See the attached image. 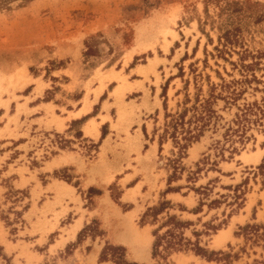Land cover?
Returning <instances> with one entry per match:
<instances>
[{"label": "rangeland", "instance_id": "1", "mask_svg": "<svg viewBox=\"0 0 264 264\" xmlns=\"http://www.w3.org/2000/svg\"><path fill=\"white\" fill-rule=\"evenodd\" d=\"M206 102L215 117L182 153L165 138L166 114L189 120ZM255 103L264 0H0V264H114L100 260L108 246L137 264H264V119L243 138L227 132ZM80 107L91 112L74 133L49 129ZM91 118L95 142L79 131ZM93 124L85 134L96 138ZM20 153L38 178L24 189L2 176ZM67 159L80 173H49ZM70 203L79 208L66 215ZM161 226L178 245L154 257Z\"/></svg>", "mask_w": 264, "mask_h": 264}, {"label": "trees", "instance_id": "2", "mask_svg": "<svg viewBox=\"0 0 264 264\" xmlns=\"http://www.w3.org/2000/svg\"><path fill=\"white\" fill-rule=\"evenodd\" d=\"M263 108L264 105L260 106L258 103L244 106V108L240 110V113L236 115L235 120L232 122L234 126L227 129V132H232L230 135L232 136L231 138L237 136L240 132L241 138H243L246 128H248V125L252 123L263 126V122L261 123L262 119H264ZM192 110L193 113L189 120H187V114L190 112L188 110H185L183 113L176 116L166 114L165 138L170 136L169 138L173 140L174 144L182 153H185L189 146L202 138L205 129L209 127V125L212 123V119L215 117V112L212 110L210 102H206L205 104L200 106H198L197 104L192 108ZM253 115L260 118L252 120L251 116ZM169 119L171 120L169 121ZM235 150L236 148H234V151ZM258 170L260 171L261 175L264 176V162L258 168ZM172 190L173 189H169V191ZM164 205H169V203H163L160 209L154 210V216H157L158 212H161V210L164 208ZM163 227L164 226H161L154 233L156 237V241L153 246L154 257L159 254V250L163 247V245H165V251L174 250L178 245L177 235L174 229L171 228L163 236L159 235V232ZM125 252L126 250L123 247L108 246L103 250L100 260L102 262L112 260L114 264H137L129 262L126 259ZM196 253L203 256L205 255V253H207V251L198 246L196 249Z\"/></svg>", "mask_w": 264, "mask_h": 264}, {"label": "crops", "instance_id": "3", "mask_svg": "<svg viewBox=\"0 0 264 264\" xmlns=\"http://www.w3.org/2000/svg\"><path fill=\"white\" fill-rule=\"evenodd\" d=\"M95 106V104L92 105V108ZM50 109L53 110V112H57V109H58V106L56 105H49ZM83 107H80V108H77L75 109L74 111L72 110H69L66 112V114H64L63 116H58L56 114V118L54 117L53 118V122L50 124V128L51 130H53L54 132H57V133H65V134H68L70 135V133H74V131L72 132L71 129V125L74 123V122H78L80 120H82L85 116L88 115V113H90L91 111H87V112H83ZM41 113V112H40ZM37 114V113H36ZM42 114V113H41ZM43 116V115H41ZM43 117H38L36 120H34L36 123L38 121H40V119H42ZM45 120H42L40 121L39 123L40 124H44ZM93 123H97L98 126H96V129L94 131V135L96 138L94 137H91L89 135H86V131H90L91 128H93ZM42 129H46V126L45 124L41 127ZM79 131L80 132H83L84 133V137H87V139H93L92 141H98L101 136H102V126L100 125L99 121L97 119H94V118H91V119H88L86 120L82 126L79 127ZM21 149V148H20ZM12 156L10 154L9 156V159H11ZM19 158H20V162H17L15 161L14 164L12 165H8V168H2L3 170V177H13V176H17L16 179H14L11 184L14 185L16 188H27L28 186H32L33 183H36V179L38 180V178L36 176H33L32 174L28 175V172L27 170L30 168L27 166V163H24L22 161H24L27 156H25L23 153H20L19 154ZM59 158H63L62 156L59 157ZM28 161V160H27ZM59 161V160H58ZM68 162H59V164L57 166H54V167H51L49 171L50 174H54L56 171L60 170V169H63L64 167L68 166V165H73L74 167V173H80V162L78 161V159H74V162L73 163H70V161L67 159ZM13 167V169L11 170L10 167ZM95 172V169H90L87 171L86 173V177L82 178L83 179V182H82V186L85 188V182L87 180V178H90V179H95L96 176H94ZM107 173V172H106ZM104 174L102 173V176L105 177L107 174ZM35 177V178H34ZM97 180V178H96ZM94 180V181H96ZM3 181V180H1ZM60 183L59 181L55 180V179H52V181H49L45 186H43V190H45V193L47 195H51L50 197V200L51 198H54L53 195H55V192L56 190L58 189V187H60ZM95 182H91L89 184V187L90 186H94ZM137 187V184L134 186V187H130L129 189H127L128 191L130 190H134L135 188ZM5 187L0 185V196L4 193L5 191ZM53 194V195H52ZM100 197H97V199H100ZM83 202V200H81V203ZM79 208V204L78 203H70L69 204V211L67 212L66 215H69L71 212H75L77 209ZM83 210L84 207H83ZM87 211L89 213H91L92 217L95 216L97 213H99V210L96 208V211L92 210L90 211L89 209H87ZM100 212H101V209H100ZM78 213V217L75 219V221H79L80 220V215H79V212ZM88 221V218L87 216L85 215L84 216V219L82 221V227L84 226L85 222ZM78 224L81 225V222H77ZM2 224L0 223V230H1V226ZM77 232L75 233V236H76ZM74 236V237H75Z\"/></svg>", "mask_w": 264, "mask_h": 264}, {"label": "bare ground", "instance_id": "4", "mask_svg": "<svg viewBox=\"0 0 264 264\" xmlns=\"http://www.w3.org/2000/svg\"><path fill=\"white\" fill-rule=\"evenodd\" d=\"M117 93V92H116ZM259 156L260 155H256V157H255V161H258L259 160Z\"/></svg>", "mask_w": 264, "mask_h": 264}]
</instances>
